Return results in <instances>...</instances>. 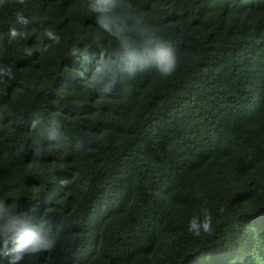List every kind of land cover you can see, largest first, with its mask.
<instances>
[{"label": "trees", "instance_id": "trees-1", "mask_svg": "<svg viewBox=\"0 0 264 264\" xmlns=\"http://www.w3.org/2000/svg\"><path fill=\"white\" fill-rule=\"evenodd\" d=\"M113 2L126 36L147 27L173 44L172 76L121 72L95 0L0 8L14 76L0 83V203L63 225L53 251L21 264H264V0ZM102 66L113 90L84 88ZM206 214L213 231L195 236Z\"/></svg>", "mask_w": 264, "mask_h": 264}, {"label": "clouds", "instance_id": "clouds-1", "mask_svg": "<svg viewBox=\"0 0 264 264\" xmlns=\"http://www.w3.org/2000/svg\"><path fill=\"white\" fill-rule=\"evenodd\" d=\"M16 3L23 5L25 0H15ZM8 0H0V8H4ZM111 6V7H109ZM92 12L100 11L102 15L97 19L100 29L105 30L111 36L115 37L121 46V50L116 53L117 56L126 54L127 63L121 69V72L127 73L129 78H134L138 72L143 73L154 69L160 76L170 77L179 67L178 56L175 47L170 41L157 38L150 28H142L139 30V40H132L126 36L127 18L117 10V5L113 0H95L90 4ZM18 23H27L23 13L17 14ZM44 35L47 39L53 40L55 43L60 42V36L51 27L45 28ZM23 30H17L12 27L9 30V41H16L22 34ZM135 45V47H133ZM51 45H45L37 50L43 52L48 51ZM31 55L32 50H25ZM75 54L74 50H71ZM86 55V53H83ZM101 64H104V53L100 55ZM89 69L85 68L83 72L78 71L76 74L84 76ZM14 79L13 69L11 65L0 63V83ZM92 82L87 80L84 82V88L96 90L97 84H103L99 91L110 93L117 82V74L113 72L110 76L103 66L96 69L95 74L91 78ZM34 123H36L34 121ZM54 125L59 126V121H53ZM56 139L53 133L48 137ZM61 138L63 135L61 134ZM42 161L39 158L29 162L30 169L39 170ZM220 211H224L223 208ZM213 217L211 214L204 215L201 220L199 217H193L189 224V231L195 236L201 233L211 234ZM62 223L58 227H53L52 221L44 215L38 216L36 211H21L6 202L0 203V258L7 261V264H21L26 256H31L43 252H51L55 249L59 239Z\"/></svg>", "mask_w": 264, "mask_h": 264}]
</instances>
